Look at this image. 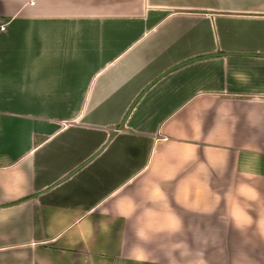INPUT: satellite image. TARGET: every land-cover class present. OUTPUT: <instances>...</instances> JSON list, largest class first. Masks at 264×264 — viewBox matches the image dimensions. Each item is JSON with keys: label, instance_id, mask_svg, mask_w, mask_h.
Here are the masks:
<instances>
[{"label": "crops", "instance_id": "0c3cea01", "mask_svg": "<svg viewBox=\"0 0 264 264\" xmlns=\"http://www.w3.org/2000/svg\"><path fill=\"white\" fill-rule=\"evenodd\" d=\"M0 264H264V0H0Z\"/></svg>", "mask_w": 264, "mask_h": 264}, {"label": "built area", "instance_id": "2783aa9c", "mask_svg": "<svg viewBox=\"0 0 264 264\" xmlns=\"http://www.w3.org/2000/svg\"><path fill=\"white\" fill-rule=\"evenodd\" d=\"M0 29H3V26Z\"/></svg>", "mask_w": 264, "mask_h": 264}]
</instances>
